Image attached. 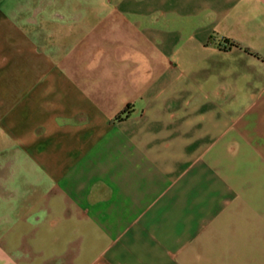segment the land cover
<instances>
[{
	"label": "crops",
	"instance_id": "crops-1",
	"mask_svg": "<svg viewBox=\"0 0 264 264\" xmlns=\"http://www.w3.org/2000/svg\"><path fill=\"white\" fill-rule=\"evenodd\" d=\"M5 178L0 264H264V0H0Z\"/></svg>",
	"mask_w": 264,
	"mask_h": 264
},
{
	"label": "rangeland",
	"instance_id": "rangeland-1",
	"mask_svg": "<svg viewBox=\"0 0 264 264\" xmlns=\"http://www.w3.org/2000/svg\"><path fill=\"white\" fill-rule=\"evenodd\" d=\"M13 180V179H12ZM11 190L12 191V187L10 185V183H8V179L5 178L3 184L0 185V205L5 204V206H7L8 204H11L12 202H14L15 200V196H12L8 194V191Z\"/></svg>",
	"mask_w": 264,
	"mask_h": 264
}]
</instances>
